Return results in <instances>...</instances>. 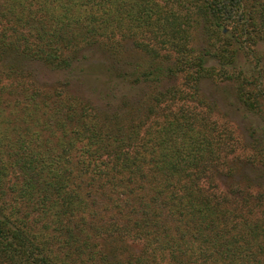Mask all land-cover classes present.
<instances>
[{
  "label": "trees",
  "instance_id": "16d2710c",
  "mask_svg": "<svg viewBox=\"0 0 264 264\" xmlns=\"http://www.w3.org/2000/svg\"><path fill=\"white\" fill-rule=\"evenodd\" d=\"M92 46L119 104L27 65ZM0 264H264V0H0Z\"/></svg>",
  "mask_w": 264,
  "mask_h": 264
},
{
  "label": "rangeland",
  "instance_id": "374dc122",
  "mask_svg": "<svg viewBox=\"0 0 264 264\" xmlns=\"http://www.w3.org/2000/svg\"><path fill=\"white\" fill-rule=\"evenodd\" d=\"M127 46L125 56L135 61L137 57L133 48L130 45ZM107 60H110L108 54L104 52L99 46H92L85 51V56L77 61L69 69H54L41 62H27V65L35 71L37 78L40 82L47 86H52L58 82H68L69 88L75 94H78L88 100H91L95 104L100 106L107 105L110 101L120 103V98L115 100H109L107 97V91L105 86L108 83L107 74L101 70L102 65H107ZM241 64L248 66L246 58L241 60ZM202 89L207 97L213 102L217 103L221 112L231 120L237 135L244 139L250 140L253 134H257V128H255L256 117L245 111L235 101L233 94V85L230 81H225L220 84L214 82L212 79L203 81ZM118 96L127 94L130 92L129 102L133 103L138 101L136 96L137 90L129 89V87H119L117 89ZM111 99V97H110ZM240 152V151H239ZM240 171L236 175V180L244 182L247 174H259L258 170L246 164H240Z\"/></svg>",
  "mask_w": 264,
  "mask_h": 264
}]
</instances>
